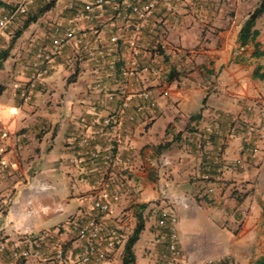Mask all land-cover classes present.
I'll use <instances>...</instances> for the list:
<instances>
[{
	"label": "crops",
	"instance_id": "0c3cea01",
	"mask_svg": "<svg viewBox=\"0 0 264 264\" xmlns=\"http://www.w3.org/2000/svg\"><path fill=\"white\" fill-rule=\"evenodd\" d=\"M153 1L156 5L142 21L134 54L128 42L140 20L128 6ZM183 1L108 0L97 6L96 0H57L46 14L56 10L60 17L40 36L46 35L47 49L41 38H32L26 42L25 49L33 55L27 68L22 57L10 62L14 50L1 64L0 264H73V255L82 246L76 227L93 212L102 165L93 156L107 149V137L119 150L111 174L115 181L127 179L122 197L103 217L108 226L120 221L121 234L102 264H121L139 206L150 199L160 201L159 194L167 192L178 198L174 208L180 232L196 224L194 216L204 215L201 198L217 196L214 209L220 210L229 189L238 191L234 204L230 199L228 205L239 218L224 209L218 212L230 216L236 227L231 249L226 242L210 244L217 246L211 252L203 244L180 241L188 262L197 259L195 264H205L212 257L218 261L230 251L244 259L248 250L264 243V82L251 75L259 64L248 72L243 63L228 67V42L223 39L230 22L222 0H192L194 7L185 9ZM193 17L198 19L190 27ZM203 22L222 35L221 47L214 51L218 56L196 57L190 79L179 76L182 83H166L168 98L163 96L158 103L159 113L170 112L177 104L176 113L189 124H169L174 117L164 120L167 124H159V119L156 124H115L105 139L101 134L96 140V123L104 109L130 114L140 108L137 116L145 118L148 102L142 96H160L165 75L188 63L174 58L178 48L217 49L215 40L197 36ZM56 25L70 27L74 36L59 53L50 55L46 50ZM240 27L236 26V35ZM33 29L27 27L18 41L29 39ZM36 63L41 73L34 89L22 98ZM207 69L222 70L215 84ZM206 96L204 106L201 100ZM195 113L200 116L196 120ZM128 155L132 158L126 165ZM208 222V229L214 226L225 232L213 220ZM150 237L145 228L133 247L135 264H149L155 254L166 253ZM59 241H67L62 257L68 261L56 248Z\"/></svg>",
	"mask_w": 264,
	"mask_h": 264
},
{
	"label": "rangeland",
	"instance_id": "374dc122",
	"mask_svg": "<svg viewBox=\"0 0 264 264\" xmlns=\"http://www.w3.org/2000/svg\"><path fill=\"white\" fill-rule=\"evenodd\" d=\"M1 1H3L7 6H9V9L0 8V17L6 12H9L11 10L10 8H15L22 0H1ZM50 1L51 0H41L40 2H37V0H32V2L29 5H27L26 13H24L23 15L17 16L16 19L7 28V30L5 31V34L2 37H0V52L6 50L9 46L10 41L12 40V38H14L16 32L22 30L23 22L29 16L37 13L40 10V8H42V6L46 5ZM259 1L260 0H222L220 1L224 4L223 8L228 9V15H229L230 25L227 30L228 31L227 37L223 39V42H228L227 43L228 48L225 49V52H226L225 55L228 60L227 61L228 67L230 68L231 67L234 68L237 64L243 63L242 66L246 67L245 71L248 72L249 67L253 66V64L262 65L264 63V58L255 59L249 62V60L252 58L250 55L252 53L253 46L250 44L248 46L241 47L237 40V35L235 33L236 26L238 25L241 26L243 24L248 14L253 11V9L256 7ZM182 3L183 4L181 8L183 9H185L186 6H188V8L194 7L192 0H184ZM63 7L64 5L62 4L61 8L63 9ZM45 14H43V16L40 17L35 23L29 25V26L33 25V28H34L33 31L29 33V37H30L29 39L27 40L25 39L23 41H18L19 37L15 39L12 49L9 51L7 60L9 59L11 52L14 50L13 56H11L10 58L11 59L10 62H14L18 58V56L22 57L23 61H25L24 67L27 68L29 66L27 65V63L29 60L32 59L33 55L29 53V49H25L27 45L26 42L32 38L36 40H39L38 38H41L40 39L41 44H44L43 49L45 48L47 49L49 41L46 38V35H44L43 37H40V36L42 33L47 32L48 27H49L48 24H53L55 20L60 17V14L56 10H52L50 14H46V15ZM197 19H198L197 17H193L189 26L191 27L193 25V22L196 21ZM202 24H204V22L200 24L201 25L200 27H198L200 34L198 33L197 36L199 35V37H201L202 39L206 38L207 41L215 40L217 49L209 50L206 47L201 48L200 45H197L193 48H188V49L178 48L179 52L174 56V58H176V60L178 59V62H179V59H181V61H184L185 59H187L188 63L186 65L180 66L179 71L174 69L168 72L165 75V77L162 79L163 84L166 85V83L172 82L174 83L173 85H175V81H179V83H182V80L178 79L179 76L190 79L189 75L192 73V68L195 69L196 67L194 66V59L196 57L209 58V57L218 56V54H216L214 51H219L218 48L221 47L219 44V41L221 40L222 35H219V32L216 31L215 29H212V27H208V25L207 27H204ZM56 26L59 28L62 27L60 25H56ZM256 28L259 30V33H260L259 37L257 38V41L259 42L261 49H264V15L257 21ZM24 31L25 30L21 32L23 33ZM192 35L193 34L190 33V36ZM46 53L50 54V48L49 50H46ZM3 62H1V64ZM0 68H1V65H0ZM206 71L211 76L212 81L211 79H209V81L212 84H215V79L222 72L221 69L219 71L207 69ZM33 74H34V70L32 71V75L30 76L29 82L27 83V87H24V90H23V91H27V94L29 91L33 90L35 87L34 85L33 88L31 89L28 88ZM37 79L38 77H36V81ZM162 86L160 87L162 88ZM168 95H169V85H166L165 89H163L162 93H160V96L155 97V98L150 97L154 105L148 106V103H147L148 114H146L145 118L142 120L139 119V117L137 116L138 112L136 111L134 113L127 114L125 110L124 114L120 115L119 111L117 112V111H110L108 109L106 110L104 109L103 111H105L106 113H104L102 117H99L96 123V125L99 127L98 129H96V131L99 132V134L96 135V140L100 138L99 136L101 134H102V138L104 137L105 139L106 135L104 134L109 133L110 127L115 126V124H156L155 122L158 119H159V124H162V122L163 124H167L166 122H164V120H168V118L172 119L173 117L174 118L172 119V122L169 124H189V123H186L184 118L180 117L179 113H176L175 110H177L178 112V107H176L177 104H175L174 107L170 108V112L166 111V113H162V112L159 113L158 111L159 110V104H158L159 99L163 96L164 98L167 99ZM208 101L209 100L207 99V96H206L202 98L201 104L205 106L206 104H208ZM168 105H172V104L171 103L169 104L168 102ZM172 108H173V113H171ZM261 110L264 113V107H262ZM197 114L198 113H195V115ZM130 117H132L133 119H130ZM103 124H110V125H103ZM109 138L110 137H107V139H105L106 142L108 143L107 149L102 150V151H96V160L101 159L102 161L99 179L102 178L104 174H109V173L111 174L113 160L115 159V155L119 153L118 147L112 144ZM128 157H130V160H131L132 156L128 155ZM111 177L112 176L110 175V178ZM126 179L127 178L125 177L119 178V180H116L118 182L115 181L114 183L115 184L123 183L125 185ZM157 180H159V178H157ZM237 192L238 191L235 190V187L229 189L226 197L224 198L223 202H221V204L219 205L220 207L218 209L220 210L224 209L226 213L230 212L233 218L235 217L238 219L239 217H237L236 215L237 212L235 211V209H232L230 211L231 205H228L230 203V199L232 200L234 204L233 199L236 201ZM94 193L96 195V189H94ZM122 195L123 193L121 192L119 194L120 198L122 197ZM159 196H162L160 201H154L150 199L148 202L141 204V205H145V209H142V210L138 209V211L140 210V214L144 221V230L145 228L147 229L148 236L151 235L150 238L151 239L153 238L155 242L157 241L156 245L161 246L162 249L165 250L166 233L163 232V229H160L158 227V221L160 219V216L165 213V214L175 215L177 222H178V215L176 214V209L174 208V205L176 204V203L174 204V201L175 202L176 200L178 201V198L176 199L175 197H173L174 196L173 193H168V192L159 194ZM216 197L213 198V194H212L210 195V197L208 196V197H203V199L201 198L202 203H200V206H203L205 209L204 215L200 214V215H196V217L194 216V218H196L195 219L196 224H193L192 226H188L187 230L185 228L184 230H181L180 232L177 231L178 236H179V241L181 242L189 241L194 246H199V244L200 245L203 244L204 246L207 247V249H210L211 252L213 250L215 251L217 246H212L210 244H215L218 242L219 243L222 242L224 244L226 242L230 246L229 248L231 249V246L234 243L233 238L236 237L237 230H236V227L232 225V221H229L230 216H226V215L220 216L218 214L220 210L214 209L215 206H218L217 205L218 201ZM182 205H185V204H182ZM209 220H213L214 222L219 224L221 228L225 229V232L216 230L214 226L210 227L211 229L210 228L208 229ZM237 221L240 222L239 220ZM119 223L121 224L120 221ZM0 246H2L1 242H0ZM67 247H68L67 241H59L57 243L56 248L60 249L61 257L64 253L67 252ZM247 253L248 255L246 256V258L243 259V258L238 257L236 254L230 251L228 254L224 255L222 258H219L218 260H225L227 262L226 264H253V262L255 261V258L257 259L259 256L264 255V243L261 241L258 247L251 248L250 250H248ZM108 254L109 253L107 251L106 259L103 262L108 260ZM162 256L155 254L153 257L149 259L150 260L149 264H156L158 259L161 258ZM62 259L68 261L66 257L65 258L62 257ZM210 259H213V261L217 260L216 257L215 258L212 257ZM196 260L197 259H193L192 261L188 262L187 258H185L182 254L181 264H195ZM73 264H75L74 261H73Z\"/></svg>",
	"mask_w": 264,
	"mask_h": 264
},
{
	"label": "built area",
	"instance_id": "2783aa9c",
	"mask_svg": "<svg viewBox=\"0 0 264 264\" xmlns=\"http://www.w3.org/2000/svg\"><path fill=\"white\" fill-rule=\"evenodd\" d=\"M32 2V0H22L14 10L6 12L0 17V37L5 34V31L9 25L16 19L17 16L26 13V7ZM108 3V0H96V5L101 6ZM156 5V1L149 2L143 6L130 5L129 9L137 15L140 22L135 26L128 45L134 52H137V42L144 25L142 21L146 20ZM85 9L89 11L90 6H86ZM73 30L70 27L64 29L56 27L52 33L50 55H54L60 52V50L73 38ZM116 40H114V43ZM112 49L107 51V54H111ZM103 55V52L100 53ZM34 74L31 78L28 88L31 89L35 85L36 77L41 73L40 64L36 63L33 66ZM127 75V72H124ZM27 91H22L20 96L25 98ZM142 98L147 100L148 106H153V102L150 99V95L145 93ZM147 106V108H148ZM137 112H140V108H137ZM124 114L122 109L119 113ZM130 119H133L130 117ZM108 122V121H107ZM106 122V123H107ZM110 125V124H103ZM99 132L96 131V135ZM93 157H96L94 155ZM128 157L125 164L130 162ZM110 175L113 177L110 178ZM113 174H104L96 183V197L94 199L93 212L90 214L88 220L76 227V236L79 241L82 242V246L79 251L73 255V261L75 264H100L106 259V253L109 248L118 242L119 231H121V224L118 220H115L111 227L103 221V217L108 213L116 201L120 199L119 194L124 188L123 183L115 184ZM177 219L173 214H162L161 219L158 221V227H164L166 229L167 238V254L162 256L156 264H181L182 251L180 249V241L177 232ZM102 242H105V246H102ZM4 246H0V251Z\"/></svg>",
	"mask_w": 264,
	"mask_h": 264
},
{
	"label": "trees",
	"instance_id": "16d2710c",
	"mask_svg": "<svg viewBox=\"0 0 264 264\" xmlns=\"http://www.w3.org/2000/svg\"><path fill=\"white\" fill-rule=\"evenodd\" d=\"M56 0H51L46 5L42 6L40 10L29 16L22 25V30L17 31L14 38L9 43V46L6 50L0 52V65L1 62L5 61L8 57L9 51L12 49L15 39H17L21 35V31L27 29V27L33 23H35L40 17L43 16L46 12H48L50 9H52L55 5ZM139 6V5H138ZM0 8L9 9V6H7L3 1L0 0ZM11 10H14V8H10ZM264 15V0H260L256 7L253 9L251 13L248 14L246 20L241 25L239 32L237 34V40L241 47H245L248 45L253 46V50L251 53V57L254 59H260L264 58V49H261L259 42L257 41V38L259 37V30L256 28L257 21ZM252 78L255 80H259L264 82V63L262 65L256 66L252 71ZM171 78V77H170ZM194 119H198L200 116L199 114L193 116ZM160 148H164V146H160ZM139 208L145 209V205H140ZM161 219V216H160ZM159 219V220H160ZM111 226H108V228ZM160 229H163V232H166V229L164 227H159ZM144 231V221L140 214V212L136 215V224L131 232V234L128 236L124 243L123 248V254L121 258V264H135V255L133 252V247L136 244V242L139 240L140 235ZM121 231H119L118 239L120 238ZM166 246V253L167 254V238L165 240ZM102 246H105V242H102ZM163 254V256L165 255ZM160 259V258H159ZM227 262L225 260H218V261H210L205 264H226ZM253 264H264V256H260L257 258Z\"/></svg>",
	"mask_w": 264,
	"mask_h": 264
}]
</instances>
